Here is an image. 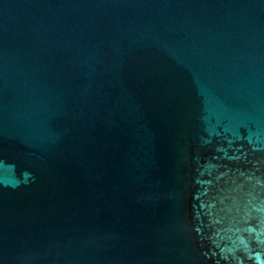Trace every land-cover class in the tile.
Wrapping results in <instances>:
<instances>
[{"label":"water","instance_id":"1","mask_svg":"<svg viewBox=\"0 0 264 264\" xmlns=\"http://www.w3.org/2000/svg\"><path fill=\"white\" fill-rule=\"evenodd\" d=\"M0 264H264V0H0Z\"/></svg>","mask_w":264,"mask_h":264}]
</instances>
